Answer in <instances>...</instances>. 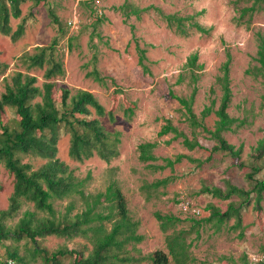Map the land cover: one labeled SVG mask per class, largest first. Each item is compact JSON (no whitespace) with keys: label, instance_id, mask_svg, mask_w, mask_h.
<instances>
[{"label":"rangeland","instance_id":"1","mask_svg":"<svg viewBox=\"0 0 264 264\" xmlns=\"http://www.w3.org/2000/svg\"><path fill=\"white\" fill-rule=\"evenodd\" d=\"M41 1V6L36 9L32 1L23 3L21 16L11 18L14 30L25 23V32L19 40L13 41L0 31V61L7 64L6 69L0 72V95L6 89V79L9 81L18 71L36 76L37 84L42 85L47 80L45 68L27 69L21 57L25 53H33L36 46L48 45L58 38L57 56L63 62L65 73L52 81L56 80L59 86L68 87L73 92L78 89L91 91L106 110L114 109V121L107 115L100 120L107 130L121 132V143L120 155L110 162L97 155L79 162L70 158V136L63 133L57 156L80 177L91 174L87 191H104L111 182H117L126 196L132 217L139 222L138 232L144 236L137 247L145 254L157 249L168 252L167 232L162 231L156 212L176 215L182 219L176 228L189 229L193 224L191 218L206 219L210 217L213 206L225 211L230 202L237 200V197L223 200L203 193L204 185L226 190L230 182L245 189L251 188L246 175L250 171L254 148L264 138V77L248 70L259 65L256 57L259 33L264 35V2L256 6L257 10L248 24L249 15L240 23L237 18L240 9L251 6L253 0ZM126 2L144 9L140 18L132 14L125 20L117 7ZM51 8L57 14L59 24L52 21ZM163 13L183 17L195 15L194 20L213 29L204 34L193 27L188 36H182L167 26ZM99 18L103 19L101 23H98ZM186 23L190 26V21ZM133 31L140 47L147 49L145 63L150 72H145L139 63ZM227 49L233 55L230 72L233 97L228 111L244 123L234 131L224 132V136L230 143L242 145L243 153L239 160L217 152L207 161L209 153L205 149L189 150L181 139H173V133L160 134V131L170 120L190 138H197L204 147L211 149L215 145V141L201 128L193 132L186 119L185 108L170 96V91L189 97L193 84L187 62L189 55L197 52L198 65L203 67L195 70L200 78L193 108L200 116L202 110L215 101L216 109L222 95L217 76L221 74L220 67L226 60ZM94 69L104 77L103 82L88 74ZM180 75H184L182 82H178ZM134 104V114L129 118L125 107ZM6 112V119H12L14 110L7 108ZM92 112L95 114L93 109ZM216 119L212 112L205 118L206 126L213 129ZM145 141L158 142L153 152L160 157L159 160H140L138 145ZM178 154L206 162L199 165L185 157L164 170L150 166V163H164L162 157L175 158ZM23 161L31 162L37 168L46 160L26 155ZM241 162L248 166H240ZM260 164L263 170L258 176L264 178V157ZM167 177L171 178L167 185L152 186L157 180ZM14 185V174L1 163L0 211L8 208ZM184 201L200 209V214L185 211L182 207ZM234 223L235 218L220 227L203 221L199 233L194 231L188 238V242L192 241L193 264H246V261L248 264H263L258 259L264 257V193L260 207L253 200L243 211V237L239 235L241 229H233ZM41 244L51 251L61 247H92L83 237L47 236ZM21 252L24 253L23 247ZM7 259L6 247L0 243V260ZM65 264H71L70 260L65 259ZM170 264L176 263L171 260Z\"/></svg>","mask_w":264,"mask_h":264},{"label":"trees","instance_id":"2","mask_svg":"<svg viewBox=\"0 0 264 264\" xmlns=\"http://www.w3.org/2000/svg\"><path fill=\"white\" fill-rule=\"evenodd\" d=\"M32 1L34 9L41 6V0H0V31L10 36L13 41L19 40L25 32V23L13 29L11 18H19L22 14L21 5ZM84 2H90L83 0ZM250 1V0H248ZM251 6L240 9L237 18L240 23L245 16L250 19L257 5L264 0H253ZM36 6V7H35ZM125 20L132 14L141 17L144 9H140L128 2L117 7ZM50 16L55 24L60 20L51 8ZM31 15L33 13L30 12ZM167 26L175 29L176 33L188 36L189 30L195 28L198 32L209 34L213 27H206L194 20L195 15L183 17L178 14H162ZM98 23L103 21L97 19ZM186 21H190V26ZM135 30L134 25H131ZM65 34V30L61 28ZM133 38L137 43L139 63L145 72H150L145 63L147 49L140 47L133 31ZM257 50L258 66L248 72L264 77V35L259 33ZM58 38H54L48 45L36 46L33 53H25L21 59L27 69L45 68L44 76L47 79L38 85V78L29 73L18 71L6 79V89L0 95V164L15 176L14 192L10 197L7 209L0 211V243L7 250L6 261L0 264H65L69 259L71 264H193L195 257L190 248L192 241L189 236L196 231L202 222H213L220 227L228 220L235 218L233 229L243 232V211L255 200L260 207L264 193V178L258 173L263 170L260 164L264 157V138L260 139L252 153L250 171L246 177L251 186L245 189L227 183L226 190L217 186L204 185L201 192L226 200L237 197L229 203L227 209L222 211L213 206L210 217L197 220L191 218L193 224L189 229H177L181 218L173 214L156 212L155 216L160 221L163 232H167L166 246L168 252L157 249L151 253H143L137 244L144 240L138 232L139 222L134 220L128 207V201L117 182H111L104 191L92 193L86 190L88 182L92 179L89 173L80 177L70 166L61 160L58 154V143L63 133L70 136L69 156L73 160L83 162L99 156L110 162L120 155L121 132L109 131L102 124L100 117L109 116L115 120L114 109L106 110L105 106L91 91L78 89L73 92L70 88L59 86L57 81H52L65 73L64 65L57 56ZM199 54L192 53L188 57V66L191 68L192 92L189 97L179 96L170 91V96L177 99L185 108V116L193 132L201 128L215 145L209 149L201 145L197 138H190L180 130L172 121L168 120L163 125L160 134L173 133V139H181L182 144L189 150L208 151L207 161L211 160L214 153L222 152L236 159H241L243 146L230 143L224 132L234 131L241 127L244 120L230 115L228 109L232 102L233 91L231 87V64L233 55L226 50V60L222 63L221 74L217 76V83L222 91L220 103L215 109V101L206 106L201 115L195 112L193 104L198 92L197 82L200 75L195 71L203 66L198 65ZM7 64L0 61V72L4 71ZM97 81L103 82L104 77L97 69L88 73ZM184 80L180 75L178 82ZM136 105L125 107L127 117L134 114ZM14 110L12 119H6V109ZM92 109L95 111L93 114ZM212 112L217 119L213 129L205 124V118ZM158 146L157 141H145L138 145L139 158L143 162L157 161L160 157L154 154ZM33 155L45 159V163L35 168L31 162H24L23 157ZM202 165L203 159H196L188 155L178 154L175 158L162 157L164 163L150 166L164 170L173 167L183 158ZM240 166H248L244 162ZM171 178L157 180L154 187L165 186ZM66 202V204H64ZM33 205L32 208L30 205ZM16 220V222H14ZM170 230L172 232L168 233ZM47 236H57L73 239L86 238L92 245L81 247H61L49 250L41 244ZM10 241L11 243H6ZM23 241V243H21ZM24 248V253L21 252ZM246 264L248 262L246 261Z\"/></svg>","mask_w":264,"mask_h":264},{"label":"built area","instance_id":"3","mask_svg":"<svg viewBox=\"0 0 264 264\" xmlns=\"http://www.w3.org/2000/svg\"><path fill=\"white\" fill-rule=\"evenodd\" d=\"M182 207L185 211H189L194 215H199L200 214V209L193 207V205L189 201H184L182 203ZM260 262L264 264V257L259 258Z\"/></svg>","mask_w":264,"mask_h":264}]
</instances>
